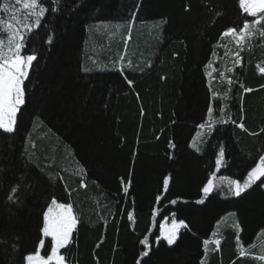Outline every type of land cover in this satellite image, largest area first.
<instances>
[{"label": "trees", "instance_id": "1", "mask_svg": "<svg viewBox=\"0 0 264 264\" xmlns=\"http://www.w3.org/2000/svg\"><path fill=\"white\" fill-rule=\"evenodd\" d=\"M41 3L48 11L22 50L37 55L25 81L26 103L16 131L0 135V264H25L24 256L42 238L43 214L54 198L71 204L77 218L71 242L61 250L66 264H201L207 254L203 241L227 214L232 220L220 226L225 231L216 235L219 250L211 249L206 264L244 259L233 248L232 228L243 248L254 246L264 231V186L257 181L240 196L228 189L231 180L243 183L264 154V73L257 70L264 48L257 38L246 44L240 65L229 75L234 83L223 86V101L212 98L206 67L220 52V34L254 18L241 13L238 0ZM53 7L58 10L52 12ZM151 22L161 24L162 34L144 71L83 69L88 34L98 24L128 27L115 45L122 62L128 30ZM241 85L252 91L244 92ZM220 102L224 118L231 119L208 131L200 151L192 149L199 125L207 122L208 106L215 113ZM30 137L38 147L36 156L27 149ZM60 146L81 167V178L50 167ZM221 147L224 157L217 169ZM213 173L219 187L203 196L201 189ZM166 217L188 225L172 245L156 240ZM145 237L147 246L140 243ZM45 240L44 256L51 247Z\"/></svg>", "mask_w": 264, "mask_h": 264}, {"label": "snow or ice", "instance_id": "2", "mask_svg": "<svg viewBox=\"0 0 264 264\" xmlns=\"http://www.w3.org/2000/svg\"><path fill=\"white\" fill-rule=\"evenodd\" d=\"M57 2L58 0H53V3ZM15 4L20 7H13L10 2H0V12L10 14L7 21L0 18V135L8 136L12 135L17 129L18 114L22 106L26 103L25 81L30 76V70L33 67L34 61L37 60V55L34 51L31 54H22V50L26 47L28 37L41 26L42 20L48 11L47 7L41 3V0H15ZM238 4L242 14L254 19L249 20L245 18L242 26L227 27L220 34V41L228 39L229 43H234L236 46L233 67L240 65V53L244 50L246 44L251 42L257 35L264 38V0H238ZM21 10H24L26 13L23 21L18 15ZM57 10L55 7L51 9L52 12H56ZM120 27V25H117L116 31H119ZM129 27L131 26L129 25ZM48 42H51V37H49ZM218 46L224 47L226 54L230 52L228 44ZM120 59L123 60L124 57L121 56ZM208 67H211V63H209ZM232 71V67L227 68V72L231 73ZM260 71L264 72V68H261ZM220 76L221 78H225V73L220 72ZM226 79L228 85L234 83L231 78ZM132 83L131 80H128L129 85ZM241 87L244 92L252 91V89L246 88L243 85ZM215 95L213 93L214 98ZM220 112L221 117L219 119L213 118V107L210 104L207 109L209 120L206 124H200L199 128L204 129L207 127L209 134H211L216 124L228 123L231 118H224V107H221ZM232 122L235 123V121ZM236 126L244 129L243 124H237ZM172 146L174 145L170 144V147ZM192 146L195 147V145ZM223 157L224 151L221 147L215 160L217 169L221 167ZM262 177H264V154L259 156V162L255 163V166L247 172L243 183L237 180H231L228 190L233 195L240 196L241 193H244L247 189L255 185L257 181H261V185L264 186V181L261 180ZM214 181L215 173L207 179V182L201 189L205 196L219 187ZM163 186L167 190L169 177H164ZM127 190V188L124 189L125 192ZM15 191L16 189L13 188L12 192L15 193ZM9 199H12V197L10 196ZM156 199L159 201L161 197L157 196ZM176 202V200L171 201L173 204ZM197 203H203V200H199ZM153 215H156L155 211ZM128 216L129 219H132L131 212L128 213ZM76 226L77 218L73 213V206L71 204L58 203L55 198L52 199L47 211L43 214V226L40 230L42 238L39 239V246L36 247L34 252L24 256L25 264H66V257L61 254V250L70 244L72 233ZM187 227L188 225L185 221L173 219L170 227H165V225L161 224L160 236L157 239L162 238L167 241L168 245H172L177 239L178 232L182 228ZM236 227H239V225H236ZM49 237L51 238L50 254L44 256L41 254V249L47 248L44 238ZM140 243L147 246V237L141 240ZM210 243L215 244L218 249L221 241L219 239L212 241L205 239L203 241L205 251H208L207 246ZM243 254L241 252V255ZM143 255H147V252H144ZM256 259L264 260V255L258 256Z\"/></svg>", "mask_w": 264, "mask_h": 264}, {"label": "rangeland", "instance_id": "3", "mask_svg": "<svg viewBox=\"0 0 264 264\" xmlns=\"http://www.w3.org/2000/svg\"><path fill=\"white\" fill-rule=\"evenodd\" d=\"M3 2H10L12 6L16 8L20 7L19 5L15 4V0H3ZM9 15L10 14L8 13L0 12V18H3L5 21L8 20ZM18 15L20 19L23 21L26 13L24 10H21V12L18 13ZM160 25L161 24L159 22H151L146 24H139L136 27L130 28L128 30L127 38L125 42L126 43L125 58L122 62H120L119 53L116 51L118 46L117 42L123 39V35H124V33H122L123 29L128 27L123 26L120 27L119 31H116L117 25H113L109 23L98 24L97 28L95 30H91L88 34V39L85 48L83 69L85 71H98L101 69L122 68L137 73L144 71L147 67L151 65L155 57L156 48H157L156 44L158 43V41H160L162 34V28L159 29ZM254 38H257L259 44L264 48V38L259 37L258 35ZM116 43L117 46L115 49ZM223 44H228L230 52L226 54L225 48L222 46H218L220 52H214L215 54L214 53L212 54L211 59L206 67V77H207L208 85L212 89V98L221 99L222 101L226 98L227 95V91L223 87L224 85H228L226 78H229L230 73L227 72V68L229 67L234 68L233 67L234 53L236 52L235 44L229 43L228 39L224 41H220L218 43V45H223ZM148 57H149V61L147 59ZM209 63H211V67H208ZM144 65H146V68L142 69L144 68ZM261 68H264V58L257 69L259 73H264L260 71ZM220 72L225 73V78H221ZM213 93L216 94L215 98L213 97ZM256 102H260V99L257 98ZM221 107H224L223 102H220V104H218L215 113H213V118L218 119L219 117L218 115L219 113H221L220 112ZM208 120L209 117L207 116V121ZM207 133H208L207 128L199 129L198 132L192 138L190 142V147L196 151H200L205 142ZM36 134H37L36 135L37 138H40L43 135V131L39 130L38 128ZM26 145L29 151V155H31L33 151L34 156H36L38 147L34 146L35 142L32 137H30L27 140ZM192 145H195V147H193ZM43 157H44L43 162H46L44 161L45 156ZM49 165L51 168L55 166L62 168L68 175H71L72 177L81 178L83 176L81 167L74 161L69 150L63 146H60L59 153L56 157L54 156L51 157V159L49 160ZM56 173L57 170H55V173H53L54 177L56 176ZM203 196L205 195L203 194ZM172 220H173L172 217H166L159 223L158 237L160 236L161 224L165 225V227H170ZM230 220H232V214H227L224 217H222L217 222L215 230L214 232H212L209 241L218 239L216 235L220 232L222 233L225 231L224 227H222L220 230V226L223 225V223H227ZM232 231L235 232L236 234L232 239L233 248L237 253L240 254L241 258H244L233 264H241L246 259L247 260L251 259L253 261L252 263L249 264H264V260L256 259V257L264 255V231L257 235L254 246H251L250 248H246V249L243 248L241 245V242L238 237L237 229L233 227ZM44 239H48L51 241L50 237ZM156 240H163V239L161 238ZM165 242L167 243V241ZM212 245L213 243H210L207 246L208 251H205V253H207L206 258H208L209 253L212 252L211 251ZM204 250H205V246H204ZM217 250H219V248ZM241 252H243L244 254L241 255ZM250 254L255 255V257L253 259L250 257H246V255H250ZM206 258L203 259L202 261L203 264H206Z\"/></svg>", "mask_w": 264, "mask_h": 264}, {"label": "crops", "instance_id": "4", "mask_svg": "<svg viewBox=\"0 0 264 264\" xmlns=\"http://www.w3.org/2000/svg\"><path fill=\"white\" fill-rule=\"evenodd\" d=\"M199 129H200V128H199ZM212 250H213V251H217V249H216V245H215V244L212 245ZM246 257H250V258L253 259V258L255 257V255H251V254H250V255H246ZM246 257H245V258H246ZM248 260H249L250 263L253 262L251 259H248Z\"/></svg>", "mask_w": 264, "mask_h": 264}]
</instances>
